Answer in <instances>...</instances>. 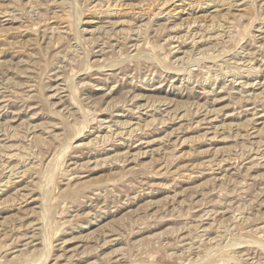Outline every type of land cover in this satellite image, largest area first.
<instances>
[{
    "label": "rangeland",
    "instance_id": "1",
    "mask_svg": "<svg viewBox=\"0 0 264 264\" xmlns=\"http://www.w3.org/2000/svg\"><path fill=\"white\" fill-rule=\"evenodd\" d=\"M37 263L264 264V0H0V264Z\"/></svg>",
    "mask_w": 264,
    "mask_h": 264
},
{
    "label": "bare ground",
    "instance_id": "2",
    "mask_svg": "<svg viewBox=\"0 0 264 264\" xmlns=\"http://www.w3.org/2000/svg\"><path fill=\"white\" fill-rule=\"evenodd\" d=\"M73 8V7H72ZM78 14V13H77ZM77 49V48H76ZM70 139V138H69ZM49 177V176H48ZM48 179V178H47ZM50 179V178H49ZM38 264V263H37Z\"/></svg>",
    "mask_w": 264,
    "mask_h": 264
}]
</instances>
